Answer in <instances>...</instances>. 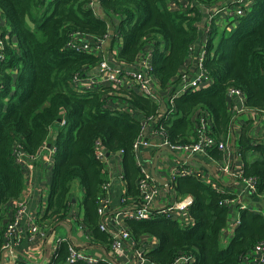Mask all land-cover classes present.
Listing matches in <instances>:
<instances>
[{
    "label": "trees",
    "instance_id": "trees-1",
    "mask_svg": "<svg viewBox=\"0 0 264 264\" xmlns=\"http://www.w3.org/2000/svg\"><path fill=\"white\" fill-rule=\"evenodd\" d=\"M169 1L174 0H0V258L9 203L19 199L24 189L13 150L19 145L28 156L36 154L55 127V162L46 212L40 221L53 229L68 219L73 185L78 184L83 191L79 201L82 228L92 241L111 248L112 235L99 227L105 175L94 146L99 142L110 154L123 151L124 207L137 203L140 173L131 149L140 134V119L154 116L158 105L133 91L106 86L77 94L70 87L71 78L94 68L99 57L66 45L76 35L104 39L114 20L112 45L122 44L115 60L131 65L152 49L151 75L166 98L178 87V76L187 71L188 48L200 35L196 25L202 19L197 8L187 16L177 6L169 7ZM201 1L211 7L223 0ZM245 3L249 13L228 19L234 23L224 30L212 28L208 37L204 68L210 86L177 96L173 114L159 121L172 143L193 139L192 117L201 110L213 120L212 136L224 141L233 121L226 94L229 88L243 93L250 112H264V0ZM116 103L127 111L108 108ZM59 118L66 121L63 127L58 126ZM253 126L242 124L238 138L241 171L243 178L255 181L252 194L264 197V143L253 141ZM211 149L209 155L217 158L219 151ZM170 185L179 199L192 198L188 227L162 215L124 222L134 241L142 237L157 241L144 252L147 264H173L181 256L191 258L192 264H255L252 252L264 243L263 214L236 207L239 223L225 245L223 234L231 206L224 202L236 195L216 191L195 176L177 178ZM68 255L69 242H59L49 264H68ZM94 264L109 263L100 260Z\"/></svg>",
    "mask_w": 264,
    "mask_h": 264
},
{
    "label": "built area",
    "instance_id": "built-area-1",
    "mask_svg": "<svg viewBox=\"0 0 264 264\" xmlns=\"http://www.w3.org/2000/svg\"><path fill=\"white\" fill-rule=\"evenodd\" d=\"M177 2V8L185 12L187 16H192L191 11L193 7L198 9V13L202 14V19L196 25L199 28V36H205V42L199 41L197 39L188 48L187 58L190 59V63L187 65L186 73H182L178 76L176 90L172 95L162 98L160 95V88L158 84L154 81L151 75V67L149 58L151 52L146 56L141 55L138 60L131 65H120L115 60V55L104 47V39L97 40H84L78 35L72 36L71 40L67 43L66 47L71 50H75L80 53L92 54L95 57H99L97 65L92 68V71H87L83 75L75 74L70 80V87L77 94H86L90 89H92L96 84H111L113 87H123L133 85L136 88L137 94L140 97L149 99L158 105L156 114L154 116L148 117L146 119H140V134L138 138L134 141L132 145L131 152L137 164L140 173V180L138 182L139 190V201L134 203L133 208L127 210L121 209V211L116 212L113 215V227L117 229L116 236L113 237V243L111 245V252L118 253L122 251L124 244L134 251L135 263L134 264H147L144 257L143 249L135 245V241L130 237L128 231L121 227L120 215L122 212L126 220H146L151 219L155 215H162L167 219L177 222L178 224L186 223L189 221V217H186V211L192 203L191 197H185L180 201H176L172 204H165L162 208L156 210L151 209L149 206L151 204L152 198L158 192V185L149 173L142 168V164L139 163L141 151L143 148H151L155 151L161 148H167L172 151L177 157H183L185 159H192L196 156L206 155L208 149L215 148L221 152L227 151L229 146L222 141L216 140L211 133V119L208 120L207 113L200 111L196 114L194 121L195 126L193 129V139L186 143H172L168 136L163 131L160 125L161 119H167L174 112L173 101L174 99L186 92L196 91L199 88L205 86H210V77L206 69L204 68V61L206 59V44L208 37H211L213 32L212 28H217L218 30H224L225 25L220 22V17L226 15L227 17H242L244 14V8L246 6L245 0H223L221 3L215 6L206 7L201 0H174ZM0 59L1 56H0ZM86 80L89 84L86 88L79 87L81 81ZM203 85V86H202ZM207 87V88H208ZM229 97V107L231 110L233 122L241 116L244 122L250 124H255L256 118L264 120V112L253 113L250 112L246 107V98L243 93L236 88H229L226 92ZM58 126L63 127L66 124L65 119L59 118ZM153 125V131L157 138V142L151 143L150 135L148 134L149 126ZM231 130L233 128L231 127ZM147 135V137L145 136ZM123 155V151L119 152ZM95 158L103 165L110 164L108 160V155L110 153L99 143L96 142L94 146ZM114 154V153H112ZM56 147L54 142L47 141L42 145L40 150L32 155L28 156L19 145H17L13 150V160L14 163L19 166L22 171L24 169L29 170L33 173V169L36 162H42L45 165L53 166L55 162ZM181 163V161H180ZM242 168V167H241ZM241 168L237 173L233 172V169L229 164H222L221 170L229 174L232 178V183L236 192V198L225 200L226 206L239 207V196L240 188L239 184L243 186L242 191H248L250 193L256 192L255 181L253 179H246L242 177ZM104 172V171H103ZM199 177L189 166L185 163H181L180 166L175 168L174 171L169 173V185L172 184L177 178L181 177ZM110 184L105 182L102 185L103 193L107 192ZM223 192V190H217ZM121 205H125V197L121 198ZM106 205L105 199L100 201V207L98 209L99 215H101L100 230L109 234V225L104 221ZM188 216V215H187ZM186 221V222H184ZM239 218L238 216L231 224V227L238 226ZM38 230L37 216L30 212L25 199H16L13 202V214L11 220L5 225L3 232V253L6 254L12 251L13 248L19 243L24 234L28 236L34 235ZM111 235V234H110ZM156 241V240H155ZM264 243L256 246L252 252L255 264H264ZM1 261V258H0ZM76 261L85 262L88 264L97 263L100 260L89 258L85 256L82 252L77 250L72 245L69 246V255L66 259L68 264H72ZM109 264H116L112 260H106ZM192 259L186 256H181L177 258L173 264H192ZM17 264V263H16Z\"/></svg>",
    "mask_w": 264,
    "mask_h": 264
},
{
    "label": "crops",
    "instance_id": "crops-1",
    "mask_svg": "<svg viewBox=\"0 0 264 264\" xmlns=\"http://www.w3.org/2000/svg\"><path fill=\"white\" fill-rule=\"evenodd\" d=\"M169 3V7H173L174 5L176 6L177 4L176 1H169ZM244 10L245 14L249 13L248 5L245 6ZM96 13L106 18L102 11L98 8H96ZM228 19H231V17H227L226 15L220 17V22L225 25L224 27H227L234 23L233 21L228 22ZM111 22L113 25L116 24L114 20H112ZM112 24L108 25L107 38L104 42V47L116 56L118 51L121 49L122 44L120 41L118 44L112 45V39L113 36H115V34L113 33L114 26ZM5 39H7V36H5ZM82 39L87 41L91 40L87 37ZM199 41L205 42V36H199L196 42ZM149 52H151V56L149 58L150 62V60L152 59V49H147L142 53V55L146 56ZM189 63L190 59L187 58V65ZM88 71H92V69ZM88 84L89 83L86 80H83L80 82L79 87L86 88ZM100 85H104V87L109 86V88H113L115 90L133 91L136 95H138L136 88L133 85L123 86L121 88L113 87L111 84L103 83ZM101 88L103 87L99 86L98 89H96L94 86L88 92L99 91ZM162 94L163 93L160 92L161 97L165 98L163 97L165 95ZM108 108H110L112 111H127L125 107L123 108L118 103L111 105ZM228 109L231 112L229 107V97ZM197 113L198 112H196L192 117L193 126L194 118ZM207 116L209 117L208 120L210 121L211 119V121L213 122L212 118H210L211 116L208 113ZM238 119H240L241 122V124L238 123L239 126L235 125ZM238 119L234 121L233 125L232 123L230 124L229 133L224 141L216 138V140L225 142L229 146V149L223 152L215 148L211 149L219 151L220 154L217 158L212 157L211 155H209V152H207L206 155L204 154L203 156H196L194 158L196 160L186 162L183 161V159H185L183 157H174L166 151H161L158 156L157 163L154 167V157L159 149L155 151L151 148H143V150L141 151L139 163L142 164V168L149 173L150 177H152L158 185V192L152 198L151 204L149 206L151 209L156 210L158 208H162V206H164L165 204H172L183 199H179L175 191L172 189L171 185H169V173L174 171L175 168L180 166L181 163H185L187 167L189 166L195 173L198 174L201 181H203L206 185L210 186L216 191L223 190L231 193L236 192L234 184L232 183L231 176L221 170V165L229 164L234 173H237V171L243 165V160L241 154L239 153L238 138L242 133V124H244L245 122L241 120V116H239ZM231 127L233 128V130H231ZM193 129L191 130V137L193 136ZM55 132L56 127L51 129L50 131V142H54ZM252 133L254 139H256L253 140L254 142L258 141L260 143H264V120L259 121V118H256L255 124L252 128ZM148 134L150 135L151 143L156 144L157 138L153 131V125L149 126ZM145 136L147 137V135ZM256 157L261 156L259 155ZM108 160L110 164L105 165L104 175L105 182L109 183L110 187L107 192L104 193L103 199H105L106 209L103 218L104 221L109 225V234H111L112 236H116L117 229L113 227V215L116 212L121 211V209L127 210V208H133L136 203H128L129 207H124L125 205H121L120 200L121 198L125 197L126 189V185L124 183L123 155H121L120 153L110 154L108 155ZM52 168L53 166L45 165L42 162H36L33 173H31L27 169H24L22 171L24 179V189L21 193L20 199H25L29 211L37 216L38 230L32 236L24 234L22 240L17 243L12 251L3 254V264H16L17 262L28 261L37 264H49L53 259L57 244L63 241L69 242V246L72 245L89 258L103 261H106L108 259L116 262V264H134L136 259L134 251L131 248L124 244L121 252L112 253L111 249H106L99 243H95L94 241H92L91 237H89V235L82 228L80 224L82 218L80 216L79 201L82 198L83 191L78 187V184L73 185L71 195V212L68 219L62 221L61 223H58L53 229H50L44 222L40 221L41 219H43L46 212V209L43 210V204L45 203V200H47L48 190L51 183ZM153 174L155 178L159 179L161 182L167 183V187L162 185L159 180H155ZM238 187L240 188L238 204L239 207H241V209H249L252 212L264 215V197L254 196L248 191H242L243 186L241 184H239ZM13 202L14 200L11 201L8 206V213L6 214L8 220L7 223L12 218ZM120 213V215H122L120 216L121 227L125 228L124 222L126 219L123 216L124 214L122 212ZM238 213V209L235 206H231L228 227L223 234L225 245L228 243V240L231 239L233 231H235L237 227L235 226L232 228L231 224L234 222L237 216L239 218ZM185 214L186 217H188L187 211ZM190 224V221H187L186 223H181L179 225L182 227H188ZM156 244L157 241H155V239L151 237H142L135 241V245L143 249L144 252L148 248H153ZM260 256L264 257L262 254H260Z\"/></svg>",
    "mask_w": 264,
    "mask_h": 264
},
{
    "label": "water",
    "instance_id": "water-1",
    "mask_svg": "<svg viewBox=\"0 0 264 264\" xmlns=\"http://www.w3.org/2000/svg\"><path fill=\"white\" fill-rule=\"evenodd\" d=\"M59 121H60V120L58 119L57 122H59ZM233 146H234V145H233ZM161 151H166V152L170 153L172 156L177 157V155L174 154V153H173L172 151H170L169 149H167V148H161V149L158 150V152L156 153V155H155V157H154V167H155V164L157 163L158 156H159V154L161 153ZM193 160H196V159H194V158H192V159H183V161H186V162L193 161ZM153 177L155 178L154 174H153ZM155 180L158 181L159 179L155 178ZM159 182H160L162 185H164V186L167 187V183H165V182H161L160 180H159ZM3 254H4V253H2V255H1V264H3Z\"/></svg>",
    "mask_w": 264,
    "mask_h": 264
},
{
    "label": "rangeland",
    "instance_id": "rangeland-1",
    "mask_svg": "<svg viewBox=\"0 0 264 264\" xmlns=\"http://www.w3.org/2000/svg\"><path fill=\"white\" fill-rule=\"evenodd\" d=\"M231 1H234V0H231ZM219 31V30H218ZM213 52V51H212ZM212 52H211V54H212ZM104 87V85H100V84H96V86H95V88L96 89H98V87ZM109 87V86H108ZM241 120H243L244 121V119L242 118ZM238 123H240L241 124V122H240V119H238L237 120V122L235 123V125H238L239 126V124ZM46 204H47V200H45V203L43 204V210H45L46 209Z\"/></svg>",
    "mask_w": 264,
    "mask_h": 264
}]
</instances>
